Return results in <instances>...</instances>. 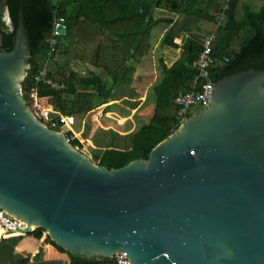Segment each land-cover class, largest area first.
Wrapping results in <instances>:
<instances>
[{
    "label": "water",
    "instance_id": "water-1",
    "mask_svg": "<svg viewBox=\"0 0 264 264\" xmlns=\"http://www.w3.org/2000/svg\"><path fill=\"white\" fill-rule=\"evenodd\" d=\"M2 42L0 30V208L22 235L43 228L72 255L132 264H264V69L214 83L147 159L110 169L29 106L22 14L13 49Z\"/></svg>",
    "mask_w": 264,
    "mask_h": 264
},
{
    "label": "trees",
    "instance_id": "trees-1",
    "mask_svg": "<svg viewBox=\"0 0 264 264\" xmlns=\"http://www.w3.org/2000/svg\"><path fill=\"white\" fill-rule=\"evenodd\" d=\"M0 4L4 5L3 0ZM7 5L14 28L5 27L0 13L1 49H13L22 14L31 54V67L22 84L26 100L39 68L36 59L44 60L48 53L54 20L65 18L67 34L58 35L59 44L49 60L48 74L56 82L66 84V88L40 84L38 90L55 110L77 119L101 102H108L114 92L128 94V90L137 88L139 66L153 53V37L155 42L160 39L162 50H180L170 64L163 54L159 57L162 77L152 86L151 117L125 136V147L115 146L116 138L112 137L116 132L108 130L112 139L102 152L96 150L93 154L95 163L110 169L135 159H147L159 142L178 129L175 98L180 91H190L197 74L195 62L207 35L216 34L213 52L228 57V61L212 69L215 83L243 70L264 69V0H7ZM226 5V16L218 25L217 17ZM158 13L163 15L157 16ZM162 25L166 29L158 38L156 31ZM76 66L84 70L79 71ZM71 143L80 150L83 147L77 138ZM44 232L45 229L36 228L28 235L41 239ZM21 238L0 241V264H10L18 255L15 248ZM45 241L68 253L49 236ZM68 256L69 264H118L114 257Z\"/></svg>",
    "mask_w": 264,
    "mask_h": 264
},
{
    "label": "rangeland",
    "instance_id": "rangeland-1",
    "mask_svg": "<svg viewBox=\"0 0 264 264\" xmlns=\"http://www.w3.org/2000/svg\"><path fill=\"white\" fill-rule=\"evenodd\" d=\"M0 13L1 19L5 24V27H10V18L7 14L4 5L0 4ZM163 14L158 13L157 16H161ZM163 26V27H162ZM157 29V36L162 37L164 33V28L166 25H162ZM166 29V28H165ZM159 30V31H158ZM182 41V40H181ZM160 39L156 40L154 43L152 57L146 60L143 64L139 66V71L141 73L140 84L142 87L140 88L139 85L137 86V90L132 89L128 90V94L120 91L114 92L113 96L110 98V104L107 106H102L101 103L95 108V110L89 111L82 119H77V123L73 126V130H69L67 127H64V132L70 131L71 134L81 133L82 135V142L83 147L82 151L89 155L91 158L96 150H100L102 152L105 145H108L110 139L116 138L114 144L115 146H123L125 147L128 144L127 134L135 127L139 126L142 122L147 121L152 114V109L154 107V100L151 97V90L153 84L158 82L162 77L161 67L159 64V57L163 54L165 61L167 64H170L174 61L180 54V50H172V49H164L162 50L159 48ZM75 69L79 71L84 70L82 67L76 66ZM149 73V75H148ZM151 76V80L149 77ZM144 85V86H143ZM140 88V89H138ZM135 107V108H134ZM199 107L194 106L192 108L193 112H195ZM130 113V115H128ZM131 117V118H130ZM125 119V120H124ZM127 119V120H126ZM112 126V127H109ZM136 127V128H137ZM108 130H114L116 133L114 137L112 136L111 132H107ZM117 133L119 135H117ZM89 140H92L91 143ZM117 144V145H116ZM34 228V227H33ZM21 236V240L25 241L28 249L33 250L34 247L37 245L38 239L33 235H16L13 237ZM11 237V236H10ZM47 237V232L43 233V236L40 241H45ZM5 238H9V236H4L0 239L2 241ZM19 242V243H20ZM17 248H15V253ZM40 249V248H39ZM57 250V249H55ZM58 254H61V257H67L68 260H61L58 259L60 256L54 257V251L49 259L54 258L55 264H69L70 258L66 252L56 251ZM27 253V252H25ZM24 253V254H25ZM21 256V260H23L24 255L19 253ZM29 254V253H27ZM45 259L48 258V254L46 251H43ZM31 255V254H30ZM42 256V255H41ZM31 258V257H30ZM34 263L37 264L38 259H42V257H32ZM44 259V258H43ZM58 259V260H56ZM13 258L11 259V261ZM31 260V259H30ZM36 262V263H35ZM40 262V261H39ZM21 263H24V260ZM29 264V261L28 263Z\"/></svg>",
    "mask_w": 264,
    "mask_h": 264
},
{
    "label": "built area",
    "instance_id": "built-area-1",
    "mask_svg": "<svg viewBox=\"0 0 264 264\" xmlns=\"http://www.w3.org/2000/svg\"><path fill=\"white\" fill-rule=\"evenodd\" d=\"M226 5L221 14L217 17L218 25L221 24L226 16ZM65 25V18L58 17L54 20L53 32L48 41V53L44 60L37 58L39 68L33 75L34 85L28 92L27 102L31 109L34 111L35 115L43 122L55 126H61L60 130L64 131V127L69 130H73V126L77 123V117L75 115L63 114L54 109V107L47 102L45 97L39 95L38 86L40 84L48 85L54 89L66 88V84L59 83L53 80L48 74V63L59 44L57 27L58 25ZM216 38V34L212 33L204 38L202 44V50L200 51L198 58L195 62V67L197 69V74L194 78V83L191 86L190 91L184 92L180 91L175 98V103L178 106L177 121L179 124L184 123L193 114L192 108L194 106L201 107L203 103H207L208 96L212 85L215 83L211 79L212 69L218 64L228 61L227 56L221 57L213 52V43ZM178 42L179 39H176ZM24 94V92H23ZM111 102L110 100L106 103L102 102V106H107ZM95 110V109H94ZM196 112V111H195ZM68 141L74 139H79L81 142V133L71 134L70 131L65 132ZM83 143V142H82ZM0 226L4 228L7 232L14 233L12 236L21 235L22 232L19 228H23L25 223L17 219L15 216L9 214L4 209L0 208ZM118 264H132L128 255L125 252H120L114 256Z\"/></svg>",
    "mask_w": 264,
    "mask_h": 264
},
{
    "label": "crops",
    "instance_id": "crops-1",
    "mask_svg": "<svg viewBox=\"0 0 264 264\" xmlns=\"http://www.w3.org/2000/svg\"><path fill=\"white\" fill-rule=\"evenodd\" d=\"M154 11H156V9H154ZM163 27V26H162ZM166 28V27H165ZM165 28H164V30H165ZM159 31V30H158ZM157 32V31H156ZM154 43H155V37H153V45H154ZM153 50V49H152ZM152 57V56H151ZM139 87L141 88L142 87V84H140L139 83ZM140 88H138V89H140ZM131 91H132V89H130ZM135 90H137V89H135ZM122 91H120V93H121ZM126 92V91H125ZM131 118V117H130ZM125 120V119H124ZM127 120V119H126ZM109 127H112V126H109ZM134 129V128H133ZM132 129V130H133ZM91 143H93L92 142V140H89ZM11 237H13V236H11ZM16 251H18V253L16 252V254H18L17 256H15L14 258H13V260L11 261V263L10 264H20V262H22L23 260H24V263H21V264H27L28 263V261H29V264H32V263H34V262H32L33 261V259H32V257L36 254L37 256L36 257H42V259L40 260V259H38V263L37 264H55V259L54 258H51V259H49L50 258V256H51V254H52V251H54V257H57V255L58 256H60V258H58V259H61V260H68V258L67 257H65V258H63V257H61V254H58V252H56L58 249L55 247V246H53L52 244H50V243H47L46 241H40L39 239H38V242H37V245L34 247V249L33 250H30V249H28V246L26 245V243H25V241H22V242H20L17 246H16ZM40 248V249H39ZM55 249H57V250H55ZM43 251H46V253L48 254V258L47 259H45V257H44V254H43ZM59 251V250H58ZM25 252H27V253H29V254H27V253H25ZM19 253H22L23 255H24V258H23V260L22 261H20L21 259H20V257L22 256V255H20ZM25 253V254H24ZM31 254V255H30ZM42 255V256H41ZM68 255V254H67ZM31 257V258H30ZM44 258V259H43ZM31 259V260H30ZM58 259H56V260H58ZM40 261V262H39ZM36 263V262H35Z\"/></svg>",
    "mask_w": 264,
    "mask_h": 264
},
{
    "label": "bare ground",
    "instance_id": "bare-ground-1",
    "mask_svg": "<svg viewBox=\"0 0 264 264\" xmlns=\"http://www.w3.org/2000/svg\"><path fill=\"white\" fill-rule=\"evenodd\" d=\"M221 24H222V22H221ZM220 24V25H221ZM212 79V78H211ZM3 235L4 236H12V235H14V233H11V232H7L6 230H4V228H2L1 226H0V239L3 237Z\"/></svg>",
    "mask_w": 264,
    "mask_h": 264
}]
</instances>
